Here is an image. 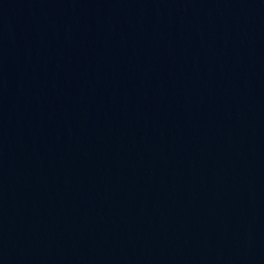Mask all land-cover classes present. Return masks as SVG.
<instances>
[{"label":"water","instance_id":"water-1","mask_svg":"<svg viewBox=\"0 0 264 264\" xmlns=\"http://www.w3.org/2000/svg\"><path fill=\"white\" fill-rule=\"evenodd\" d=\"M0 264H264V0H0Z\"/></svg>","mask_w":264,"mask_h":264}]
</instances>
